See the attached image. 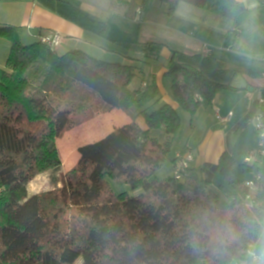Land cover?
<instances>
[{
	"label": "trees",
	"instance_id": "16d2710c",
	"mask_svg": "<svg viewBox=\"0 0 264 264\" xmlns=\"http://www.w3.org/2000/svg\"><path fill=\"white\" fill-rule=\"evenodd\" d=\"M35 1L95 35L107 32V22L67 0ZM159 1L167 4L169 17L180 3L233 21L247 12L241 7L240 14H230L227 0ZM260 3L264 8V0ZM17 33L14 26H0L1 38L12 44L6 68L0 69V264L253 262L251 246L264 234V172L259 170L253 181L252 203L240 176L252 167L237 164L227 152L217 164L190 168L182 181L155 177L180 127L179 113L169 104L140 112L147 130L132 122L80 146L78 162L61 188L29 195L27 186L35 176L61 167L57 141L72 124L78 109L74 99L83 103L81 91L95 94L109 109L128 111L143 109L159 89L153 82L138 97L130 89L134 66L80 50L59 55L41 36L24 43ZM239 75L262 74L212 54L180 51L172 52L165 74L171 80L169 95L192 117L202 101L212 103L218 90H235ZM161 129L163 143L150 136L151 130ZM217 174L224 183L215 189ZM106 177L143 192L116 194Z\"/></svg>",
	"mask_w": 264,
	"mask_h": 264
},
{
	"label": "crops",
	"instance_id": "0c3cea01",
	"mask_svg": "<svg viewBox=\"0 0 264 264\" xmlns=\"http://www.w3.org/2000/svg\"><path fill=\"white\" fill-rule=\"evenodd\" d=\"M113 2L115 3L114 7H99L100 4L98 5L96 0L78 1L79 6L77 5L80 10L93 19L107 22L109 29L113 26L117 28L116 22L119 21L118 30L113 35L108 31L105 38H100L82 29L46 9L35 0H0V26H14L21 33L23 32L29 36L30 43L37 41L42 35L59 33L63 37L61 43L55 48L59 55L80 50L95 59L106 61L105 58L117 57L116 53H119L121 61H113L112 63L135 67L134 81L136 79H139V81L138 83L133 81L130 89L137 91L138 97L153 82L159 89V95L143 108L147 109L148 112H152L164 104L171 105L178 113L181 109L168 93L171 80L165 76L168 72L173 51L189 54H212L231 65L261 73V77L258 78L239 75L233 82L236 87L235 90L220 89L217 91L212 103L202 101L201 107L191 121L213 122L214 125L201 131L197 129V126H193L191 128L192 133L183 150L177 149L171 157L167 158L174 167L178 154L190 152L193 155L190 168L198 170L202 169L205 164H217L224 152L232 155L237 164L245 163L247 158L259 149V132L254 124L264 126V83L257 81L264 78V8L261 6L260 0H258V7L255 10L258 26V31L254 35L256 39L243 42H238L237 39L233 38L232 33H235L239 39L247 34L243 24L249 15L248 12L239 19L242 26L239 25V20L236 24L231 25L230 21L232 20L230 19L217 20L215 18L217 14L201 9L213 15L206 16V14L192 8L183 7L185 3H180L173 18L161 16L158 19H146L143 28L140 26L137 29L135 42L129 41L120 36L121 28L125 20L129 21V25H132L133 11H135V14L145 12V0H114ZM135 20L133 19V21ZM111 21L115 23L112 25ZM141 35L143 37L142 45L139 41ZM257 35L260 37H257ZM150 41L153 42V45L157 44L156 42L160 43L162 49L157 50L152 44L147 46L150 45ZM241 43H243L242 46ZM255 43H259L260 49L258 51L252 48ZM120 47H122V50H118ZM249 50L259 53V58L245 59L244 56L239 54ZM238 78H240L239 83L235 84ZM230 113H233L231 119L224 121ZM106 118L107 124L116 125L117 128L128 124V122H133V119L119 110H115L105 117L103 116L101 120L99 118V121H104ZM134 121L142 130L148 129L143 116L137 117ZM113 128L108 129L96 139L80 144L78 148L106 137L113 131ZM163 131L164 129L158 132L151 130L150 136L160 140ZM156 133H161V135L156 136ZM248 165L252 167L251 175H254V179L260 176L259 170L264 172V150L258 158H254L251 164L248 163ZM254 179L248 182H252ZM263 238L264 234L259 243L253 246L254 249L258 250L259 254L256 253L259 261H253L251 264H260L264 258V250L259 249L260 244H264ZM241 263L246 264L245 262Z\"/></svg>",
	"mask_w": 264,
	"mask_h": 264
},
{
	"label": "rangeland",
	"instance_id": "374dc122",
	"mask_svg": "<svg viewBox=\"0 0 264 264\" xmlns=\"http://www.w3.org/2000/svg\"><path fill=\"white\" fill-rule=\"evenodd\" d=\"M67 1L71 2L73 5H75L77 7V5L79 4L78 1H82V0H67ZM96 1H97L98 5L100 4L99 7L100 6H102V7H105V6L114 7L115 6V3L112 0H96ZM167 7H168L167 4L162 3L159 0H146L145 5H144L145 12L143 14H142V12L135 14V11H133V16L131 18L132 25H129L130 24V23H128L129 21L125 20L123 23L124 25L121 28L122 30L120 32V36L125 37L123 39H127L129 41L135 42V39L137 37V29L140 26L143 28V24H145L146 19H149V18L150 19H158V18H161V16H165L166 18H173V16H175V14H174L172 17H169L166 14ZM183 7L192 8L193 10L201 12L202 14H206V16H213V15H210L212 13H210V14L206 13V12L202 11L201 9H198L197 7H191V5H189L187 3H185L183 5ZM162 11H164V13H162ZM134 15H135V17H134ZM242 16L243 15H241L236 21H233V20L230 21L231 25L236 24V22ZM215 18H217V20H226L224 17L219 16V15H216ZM133 19H136V20L133 21ZM114 23H115L114 21H111L112 25ZM238 23L240 26H242V22L240 20ZM118 25H120L119 21L116 22L117 28L113 26L112 28L109 29V26H108V29H107L105 36H99V37L105 38L108 34V31H109V33H111V35H113L116 32V30H118ZM17 31H18L17 35H18V38L20 40H23L25 43H30L29 42V36L27 34H25L23 32L21 33V31H19V30H17ZM263 36H264V33H263ZM232 37L237 39L238 42L239 41L243 42L246 40L247 41H251V40L254 41L256 39V38H254V36L249 37L248 34L242 36L241 39H239L235 33H232ZM257 37H260V36L257 35ZM142 39H143L142 35L139 36V41H140L141 45L143 43ZM262 39H263V37H262ZM259 40H261V38H259ZM152 43L153 42L150 41V45H147V46H151ZM156 43L157 44H154V45L152 44V45L155 46L157 50L162 49L161 44L158 42H156ZM258 44L259 43H255V45L252 46V48L255 51H258L260 49ZM242 45H243V43H241V46ZM11 47H12L11 42L5 38H1V36H0V69L6 68V61L8 60ZM118 50H122V47L118 48ZM116 56L117 57H111V58L108 57L105 59H107L106 61H110V62L121 61V58H119V57H121V55L119 53H116ZM116 58L119 60H114ZM140 67H142V66L140 65ZM139 75H140V73H139ZM240 78L236 79L235 84L239 83ZM138 81H139V79H136V81H134V83H138ZM257 81L264 83V78L258 79ZM81 95L83 97V103H81L80 100H78L76 98L74 99L76 101L75 107L78 106V109L73 112L72 124L62 134V136L57 141L58 149H59L61 160H62L61 167H59L57 169H52V170L46 171L44 173H40L37 176H35L29 182V184L27 186L29 194H39V193L49 192L51 190H55L56 188H61L69 180V177H70L69 172L75 167L76 163L78 162V159H79L78 146L80 144L88 141V140H93V139L100 137L108 129H111L114 127L113 128V130H114L117 128L116 125L107 124V122H106L107 118L104 121H99V118L101 120V118L103 116L105 117L108 114H110L111 112H113L115 110H119L122 113H124L125 115H127L128 117H130L131 119H133V122H135L134 120L137 117L142 116L140 114V112L142 110H144V109H141V110L130 109L127 111V110H123L121 108L109 109L104 103H102L98 99V97L95 94L91 93L90 91L83 90V91H81ZM81 104H83V105L85 104L84 108L81 107L79 109V106H81ZM144 108H145V106H144ZM179 116H180L179 131L172 140V143L170 145V151L168 152L167 158L171 157L172 154L177 149L183 150V148L185 147V145H186L187 141L189 140V137L192 133L191 128L193 126H197V129L199 131H201L204 128L212 127V125H214L213 122H192L191 120L193 117L189 113L183 111L182 109L179 110ZM130 123H132V122H130ZM128 124H129V122H128ZM254 125H255V127L257 126L256 123ZM252 128H253V126H252ZM158 131L159 130H155V132H158ZM163 132H164L163 136L159 140L161 143H163L165 141V136H166L165 131H163ZM156 134H157L156 136L161 135V133H156ZM259 139H260V136H259ZM260 142H261V139H260ZM173 171H174V168H173V165L171 164V161L167 160L163 164V166L159 170H157L155 177H157L158 179H165L167 177L173 176ZM240 176L242 178H244V180H246V182L254 179V175L253 174L251 175V173L241 174ZM106 181H107L108 185L110 186L111 190L116 194L128 193L130 196L135 197V196L140 195L143 192V190L140 188L135 189L129 183H125V182L121 183L118 181H114L110 177H106ZM213 183H214L213 187L215 189H217V186H219L220 184H223L224 180L222 179V177L219 174H217L214 177ZM212 235H213L212 239L216 240L218 237L217 231L214 230ZM263 240H264V238H263ZM256 252L258 253L257 249L251 248V253L257 255V257H258L259 253L257 254ZM258 261H259V259L257 260V262ZM241 262L242 261H236L233 264H242ZM81 263H82V261L79 260V261H77L76 264H81ZM261 263L264 264V258L262 259V262H260V264Z\"/></svg>",
	"mask_w": 264,
	"mask_h": 264
},
{
	"label": "built area",
	"instance_id": "2783aa9c",
	"mask_svg": "<svg viewBox=\"0 0 264 264\" xmlns=\"http://www.w3.org/2000/svg\"><path fill=\"white\" fill-rule=\"evenodd\" d=\"M40 39L44 44L52 48H56V46H58L60 42L62 41L63 37L59 33L54 32V33H48L46 35H42ZM232 116H233V113H230L229 116L224 119V121H229ZM257 130L259 132V136L261 139V142L259 144V149L257 150V152H255L254 154H251V156L247 158L246 160L247 164L251 163L254 160V158H258V156L264 150V126L261 124L257 125ZM192 160H193V155L190 152H185L182 154H178L176 156L174 167H173L174 168L173 177L177 181H182L185 179L190 169V163L192 162ZM246 187L248 188L247 200L252 203L253 195L255 192V186H254L253 181L247 182ZM251 248H253V245L251 246ZM251 256L253 258V261L258 260V257L255 254L251 253Z\"/></svg>",
	"mask_w": 264,
	"mask_h": 264
},
{
	"label": "clouds",
	"instance_id": "9594fccd",
	"mask_svg": "<svg viewBox=\"0 0 264 264\" xmlns=\"http://www.w3.org/2000/svg\"><path fill=\"white\" fill-rule=\"evenodd\" d=\"M227 6L230 14H240V8L243 7L248 13V17L245 20L243 27L249 37L254 36L258 31L256 24V9L258 7V0H227ZM245 57V59L259 58L260 54L251 50L239 53Z\"/></svg>",
	"mask_w": 264,
	"mask_h": 264
}]
</instances>
